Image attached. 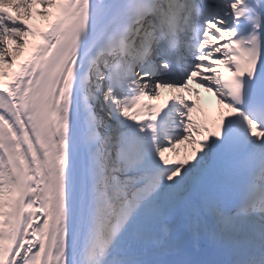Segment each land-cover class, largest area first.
I'll return each instance as SVG.
<instances>
[{
  "label": "snow or ice",
  "instance_id": "obj_1",
  "mask_svg": "<svg viewBox=\"0 0 264 264\" xmlns=\"http://www.w3.org/2000/svg\"><path fill=\"white\" fill-rule=\"evenodd\" d=\"M0 264H264V0H0Z\"/></svg>",
  "mask_w": 264,
  "mask_h": 264
},
{
  "label": "bare ground",
  "instance_id": "obj_2",
  "mask_svg": "<svg viewBox=\"0 0 264 264\" xmlns=\"http://www.w3.org/2000/svg\"><path fill=\"white\" fill-rule=\"evenodd\" d=\"M37 23H42V22L37 21ZM195 116H196V114L194 113V118H195Z\"/></svg>",
  "mask_w": 264,
  "mask_h": 264
}]
</instances>
